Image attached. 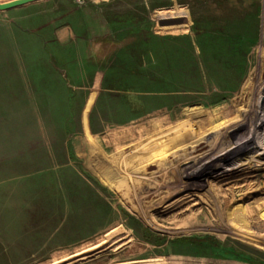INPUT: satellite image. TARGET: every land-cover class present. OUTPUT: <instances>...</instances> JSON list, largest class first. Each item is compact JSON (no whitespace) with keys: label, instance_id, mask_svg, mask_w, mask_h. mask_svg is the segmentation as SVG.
Returning a JSON list of instances; mask_svg holds the SVG:
<instances>
[{"label":"rangeland","instance_id":"374dc122","mask_svg":"<svg viewBox=\"0 0 264 264\" xmlns=\"http://www.w3.org/2000/svg\"><path fill=\"white\" fill-rule=\"evenodd\" d=\"M174 8L187 14L185 31L157 23ZM30 9L81 25L83 45L100 46L86 56L98 65L105 59L108 71L105 89L78 91L84 105L99 97L95 113L81 115L89 129L74 132L75 91L65 111L48 93L53 77L46 68L30 73L19 61L26 51L0 45V264H53L113 230L105 249L64 264H264V133L253 139L258 148L240 156L243 171L222 179L208 174L218 170L211 169L217 139L243 120L252 123L248 134L264 110V0H44ZM7 59L20 63L18 79L10 77ZM28 79L35 100L39 93L53 97L35 116ZM11 96L10 110L4 104ZM218 116L226 117V130L210 129L209 119ZM14 117L20 126L11 130ZM37 122L64 123L62 133L83 138L90 152L77 147L65 167L57 155L29 163L3 155L12 142L25 145ZM185 138L192 142L179 144ZM167 154L174 159L164 161ZM20 170H35L36 177L16 178ZM187 196L192 200L173 206ZM28 198L33 208L15 207Z\"/></svg>","mask_w":264,"mask_h":264},{"label":"crops","instance_id":"0c3cea01","mask_svg":"<svg viewBox=\"0 0 264 264\" xmlns=\"http://www.w3.org/2000/svg\"><path fill=\"white\" fill-rule=\"evenodd\" d=\"M17 1L24 0H11L0 4V6L3 7V9H0V15L5 18V20L0 19V45H18V48H22L24 51H26L27 58H24V61L19 58V61L23 65H27L30 73L32 71L38 73L39 70H41L40 66H38L39 64H41L43 68H46V73L53 77L50 80V83L47 85L48 93L53 97H59V104L62 109H65V111L72 108V105L69 104V98L71 93L75 91L74 97H71V99H73L71 102H74V100L76 101V105H74L73 108H75V111L79 113V115L72 117L70 120L71 126L69 129H73L74 132L78 131L80 127L88 130V125L83 126L81 115L84 113H95L96 103L98 102L99 96L96 94L92 95L90 101L91 105H84V101L80 100L81 97L78 99V91L86 90L87 87L88 89H98L100 91L105 89L104 82L106 79V72L108 71V68L105 66L107 62L104 61L105 59H103V61L99 59L101 64L98 65L96 62L92 63L96 58L93 56H86L87 50L88 52H91L92 49L94 50L95 48L99 50V44L96 42L95 45H83L82 41L85 39L80 34L81 25H78L77 28H72L71 26L66 25L67 23L60 24L58 15H51L50 11L42 13L41 10L38 11L30 9L33 8L35 4L41 3L44 0L29 1L26 4L12 8L6 7V5ZM52 17L54 20L51 21ZM79 23L81 24L80 20ZM79 37L82 38L80 39ZM45 42L52 43V45H43ZM83 55L86 57H82ZM91 55H94L93 52H91ZM116 58L117 57L114 56L113 64ZM7 62L9 63L8 71L13 73L10 75V77L12 78V76L15 74L13 78L18 79L19 75H17V72L20 69L18 68L20 63L13 59H7ZM48 64L49 66H47ZM110 65L111 67L114 66L112 64H108V66ZM103 67L107 68V70ZM21 70L22 69H20V71ZM26 85L28 89L34 91L31 94H26V97L28 98L27 105L31 109L32 116L37 115L36 111H39V108L47 109L51 107V105H48L47 102L53 97H49L44 93H39L37 95L38 100H35V96L33 95L36 94L37 90L35 85H33L29 79L27 80ZM40 87L41 85L38 89H41ZM17 92L18 91L16 90V92L12 93L18 94ZM122 94L125 96L124 93ZM12 98L13 96L8 98L10 100L5 101L4 104V106L10 110L13 103ZM62 98H65V100ZM15 100V103L18 104V99L16 98ZM52 101L58 103L56 102L57 98ZM62 111L65 113L64 110H61V112ZM66 113H68V111ZM73 114L74 113L72 110L71 112L69 111V115ZM64 115L63 122L66 123V118ZM39 122H37V132L35 131L34 136L27 140L25 145L12 142V149L8 148V151L3 152V155L11 156L12 159L17 160V162L26 161L28 163L30 161L29 158L35 159L34 162H43V160L46 162L50 161L51 156L57 155L58 159H60L57 161L59 163L63 162L62 165L65 167L67 165L66 163L68 162V153L75 154L76 156L78 151L77 147H85L86 151L90 152L88 146L84 145V143L88 144V142H84L83 138L81 140L80 137L74 136L73 138L71 137L68 139L67 131L62 133V131H64V127H62L64 123L61 124L60 122L59 124H48L46 127L43 126L42 123L38 125ZM10 124V127L7 128H10L11 130H14L15 127L20 126L17 117H14ZM23 126L27 128V125ZM45 128L48 130L50 129L51 131L49 137L45 136L44 134V137H36L40 133V130L43 132ZM52 131H59L62 133V136L60 134L58 137L56 134L52 136ZM21 138L24 139L23 137ZM13 154H16L17 156ZM1 156L2 155L0 154V157ZM24 156L27 157V160H22V157ZM61 156L63 158H60ZM18 173V176H12H15L16 178H24L28 176L33 177L36 174L35 170H20ZM32 204L33 202L28 198L27 201H17L15 203V207L17 209H25L30 207L33 208Z\"/></svg>","mask_w":264,"mask_h":264},{"label":"bare ground","instance_id":"6f19581e","mask_svg":"<svg viewBox=\"0 0 264 264\" xmlns=\"http://www.w3.org/2000/svg\"><path fill=\"white\" fill-rule=\"evenodd\" d=\"M1 1L8 2L9 0H1ZM186 15H187L186 12L183 11L182 9H179V8H174L172 10H169L168 12H161L160 13V17L161 18H174V17H178V18L179 17H185L186 18ZM170 28H175L172 31H176V32L185 31L183 25H181V26H172ZM259 63H260L261 68H262V75H261V77H262V76H264V54H262ZM259 84H261V83H259ZM260 87H262V90H264V85L261 84ZM247 88L249 89V87H247ZM247 88L245 90H247ZM254 89H256V88L254 87ZM251 92H252V89H251ZM235 106L236 105H234L233 107H235ZM263 109H264V107H263ZM230 111L231 110H229L228 113ZM230 113H233V111L230 112ZM237 114L239 116L240 112H238ZM220 118L221 117L218 116V118H215V119H212V120L209 119L208 123H210L211 125H215L212 128H210L211 130H215V129H218V128L219 129L220 128L223 129V128H225L227 126V125H225L226 121L224 120L226 117L225 118L223 117L224 119L223 118L220 119ZM214 122H216V123L218 122V123L215 124ZM242 124L243 125H237V130H235L236 132H231L230 134L226 135L225 137L217 139V142L214 144L216 147L213 148V150L215 151V155L213 157L214 159L211 160V164H213L214 166H212L211 169H213V170L218 169L217 171H219V170L220 171L218 173H216L217 172L216 170L214 172L213 171L209 172L208 173L210 175L209 177H211L212 174H213V177L217 178V179H222L224 177L230 178L231 176L235 175L236 172L243 171L244 170V168H243L244 166L242 165V163L238 162V160L240 159V156H243L248 151V149H250V148L251 149H254V148L256 149V147L258 148V146H256L255 141L256 140L258 141V139H260V137L264 133V110L261 112V114L259 113L258 116L255 118V121L253 123L254 126H252L253 129H251L248 132V134L245 133V131H246L247 128L250 127V125L252 123H250V124L246 123V125H245V120H243ZM247 125H249V126L247 127ZM226 129L227 128H225V130ZM208 130H207V133H208ZM181 133H184V132L181 131L177 135H179ZM198 139H199V137H198ZM253 139H256V140L254 141ZM168 140L175 141L176 137H173V138L168 139ZM190 141H191V139L189 140L188 138H185V139H182L179 142V144H187L188 142L191 143L192 141L191 142ZM196 147H200V145H196ZM245 147L247 149H244ZM243 149L245 151H243ZM183 151H185V150H183ZM171 155L167 154L163 158V160L165 161V159H167V158H168V160H170V158H173V157H170ZM161 162H162V160H161ZM128 172H130V171H128ZM153 176H155V175H152L150 177H153ZM150 177H148V179ZM189 197H191V195H189ZM189 197L187 196L186 198L180 199L179 201L173 203V206L177 205V204H180V206H181V204L183 205L185 203V201H187V199ZM188 200L191 201L192 198L191 199L189 198ZM112 233H115V230H113V231L109 232L108 234H106L105 235V239L106 240H103V242H101L100 244L95 245V246L90 247V248H87L86 250H83V251H81L79 253H76L75 255L70 256L69 258H65L63 260L54 262L53 264H60V263L64 264V263H67V261L69 259L80 257V256H85V255L89 256L90 254L99 252L98 250L105 249L107 246L106 247H102V249H100V247L105 245V243L109 242L108 238H109V235L111 236ZM128 242H130V239L126 243H128Z\"/></svg>","mask_w":264,"mask_h":264},{"label":"water","instance_id":"95a60500","mask_svg":"<svg viewBox=\"0 0 264 264\" xmlns=\"http://www.w3.org/2000/svg\"><path fill=\"white\" fill-rule=\"evenodd\" d=\"M29 1H34V0L17 1V2L6 5V7L7 8L17 7V6L28 3ZM0 9H3V7L0 6ZM186 22L187 21L185 17L161 18V19H158L157 21L160 27L178 26V25H183Z\"/></svg>","mask_w":264,"mask_h":264}]
</instances>
